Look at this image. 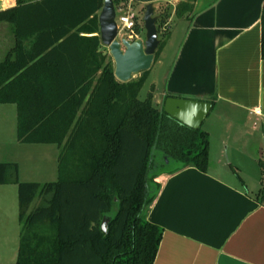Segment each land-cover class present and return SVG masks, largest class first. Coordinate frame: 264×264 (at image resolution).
<instances>
[{
	"label": "trees",
	"instance_id": "obj_1",
	"mask_svg": "<svg viewBox=\"0 0 264 264\" xmlns=\"http://www.w3.org/2000/svg\"><path fill=\"white\" fill-rule=\"evenodd\" d=\"M194 1L182 0L175 16L190 13ZM103 2L16 0L0 10V23L14 31L13 47L0 61V104L16 108L19 143L59 149L53 182L20 181L16 162H0V185L17 187L21 226L17 260L10 264H153L163 232L146 219L160 189L155 179L187 166L209 168L206 131L156 108L151 93L139 99L149 71L126 83L115 79L99 36ZM155 14L159 33L170 18L167 1L155 5ZM135 21L141 36L142 20ZM260 25L264 60V4ZM260 165L256 198L264 203Z\"/></svg>",
	"mask_w": 264,
	"mask_h": 264
},
{
	"label": "crops",
	"instance_id": "obj_2",
	"mask_svg": "<svg viewBox=\"0 0 264 264\" xmlns=\"http://www.w3.org/2000/svg\"><path fill=\"white\" fill-rule=\"evenodd\" d=\"M15 4L16 0H0V10ZM263 4L264 0H195L190 13L177 18L173 10L168 19L167 37L153 63L168 67L163 84L150 80L146 96L152 94L156 108L169 96L212 103L200 127L209 134V168L202 172L187 166L155 179L160 189L146 219L163 232L153 264H264V203L256 198L264 163ZM34 38L24 42L26 50ZM13 44L12 25L0 23V61ZM8 105L0 104V114L12 112ZM255 108L259 116L253 114ZM6 132L0 130V153L6 155L0 162H16L20 181L27 179L21 178L15 157L21 150L37 152L43 166L38 178L29 181L58 179L56 145L22 144ZM0 188L11 198L15 193L18 206L17 187ZM5 237L11 239L8 246L2 241ZM19 237L20 225L0 228V261L17 260Z\"/></svg>",
	"mask_w": 264,
	"mask_h": 264
},
{
	"label": "water",
	"instance_id": "obj_3",
	"mask_svg": "<svg viewBox=\"0 0 264 264\" xmlns=\"http://www.w3.org/2000/svg\"><path fill=\"white\" fill-rule=\"evenodd\" d=\"M160 0H140L143 4L142 23L144 37L128 39L118 37L116 24V10L114 0H104L98 15L99 36L101 44L108 49L113 62V75L120 83H126L137 74L149 71L154 63L155 53L160 45L155 3ZM212 103L186 98L169 96L163 103L165 114L179 123L199 129L206 119ZM108 218H103L100 228L107 232Z\"/></svg>",
	"mask_w": 264,
	"mask_h": 264
},
{
	"label": "rangeland",
	"instance_id": "obj_4",
	"mask_svg": "<svg viewBox=\"0 0 264 264\" xmlns=\"http://www.w3.org/2000/svg\"><path fill=\"white\" fill-rule=\"evenodd\" d=\"M161 1H167V0H160L158 2H156V5L158 3H160ZM182 0H180L177 4H173V3H168L169 5V13L171 15L172 11L175 10V7L181 2ZM127 0H124V3H126ZM129 5L131 7L132 12L137 16V17H142V13H143V4L140 3V0H132L129 2ZM159 8L161 7V4L158 5ZM175 22V21H174ZM174 22H172V24L174 25ZM168 24H170V22H168ZM144 30L143 33L141 34L140 37H144ZM167 33H168V25H167V29H162L161 32H159V39L160 40H165V38L167 37ZM113 65V62H112ZM167 64L165 63L164 66H157V65H153V67L149 70V78L147 79V81H145L142 89L140 90L139 93V99L140 100H144L145 96L147 94L148 91V86H149V82L150 80H155L157 85L163 84V76L166 72V68H167ZM141 77V73L137 74L133 77L132 80H137ZM7 107H10V109H12V112H7L6 110L4 111L3 114H0V130H4L5 132L8 131L11 133V135L14 137L16 136V110H15V106L14 105H8ZM213 115V114H211ZM212 117V116H210ZM252 122L250 123V128L252 126ZM205 126L202 127V129ZM1 135V134H0ZM1 138V136H0ZM3 140L7 139V132L5 133L4 137L2 138ZM21 147V146H20ZM29 149H34L31 147H36V146H29ZM54 147V146H53ZM21 149V148H20ZM6 155L1 154L0 153V158H5ZM39 154L37 152H35L34 150H21L20 152L17 151L15 153V157L18 158V160H20V166H21V178H27L24 181H29V180H36L37 176V172L38 170H40L43 166L39 164ZM39 164V165H38ZM40 166V167H39ZM46 168H51L49 165H46ZM29 178V179H28ZM47 179H39L42 180V182L46 181V182H53L50 179V176L46 177ZM56 177H54V181ZM2 189V188H0ZM39 204V200L34 201L31 205L30 208L35 207L36 205ZM10 224L12 225H20L19 220H18V206H17V199H16V195L15 193L13 194L12 198L9 195V192H6L5 194L0 193V228L1 229H6L8 230V226H10ZM10 229V228H9ZM21 229V226H20ZM2 241L8 246V244L10 243L11 239H9L8 237H5L4 239H2ZM5 260V261H4ZM16 261V257H12V258H6L3 259V261H0V264H10V263H14Z\"/></svg>",
	"mask_w": 264,
	"mask_h": 264
},
{
	"label": "built area",
	"instance_id": "obj_5",
	"mask_svg": "<svg viewBox=\"0 0 264 264\" xmlns=\"http://www.w3.org/2000/svg\"><path fill=\"white\" fill-rule=\"evenodd\" d=\"M132 0H127L124 3V0L120 1L117 5H115L116 10V24H117V35L118 37L126 36L128 39H136L140 36L135 33L136 15L132 12L129 2ZM173 0H167L168 3H172ZM253 114L259 116L261 114L259 108H255L252 110Z\"/></svg>",
	"mask_w": 264,
	"mask_h": 264
}]
</instances>
